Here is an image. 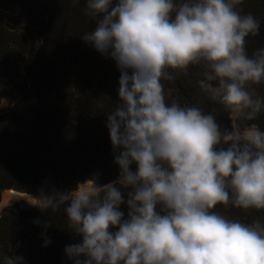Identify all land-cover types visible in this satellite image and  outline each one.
Returning <instances> with one entry per match:
<instances>
[{"label": "clouds", "instance_id": "clouds-1", "mask_svg": "<svg viewBox=\"0 0 264 264\" xmlns=\"http://www.w3.org/2000/svg\"><path fill=\"white\" fill-rule=\"evenodd\" d=\"M240 3L87 0L96 26L81 38L120 70V103L107 116L119 177L31 197L41 210L64 206L68 228L82 237L65 249L74 264H264V221L214 210H264V130L251 122L264 110L252 87L264 82V48L248 55L246 38L260 21L242 15ZM200 64L198 83L232 114L231 131L196 106L167 102L169 70ZM121 188L132 189L127 219Z\"/></svg>", "mask_w": 264, "mask_h": 264}, {"label": "trees", "instance_id": "trees-1", "mask_svg": "<svg viewBox=\"0 0 264 264\" xmlns=\"http://www.w3.org/2000/svg\"><path fill=\"white\" fill-rule=\"evenodd\" d=\"M86 4L87 0H0V79L13 83L20 63L29 77L24 98L0 119V201L10 189L52 195L53 190L69 191L86 180L99 185L118 180L115 157L120 150L113 149L107 116L120 103V70L109 55L81 38L96 26L85 14ZM237 10L260 21L259 33L246 38L251 56L264 48V0H242ZM204 70L202 64L170 69L174 78L163 81L167 102L196 106L213 114L222 132L231 131L232 114L198 83ZM252 87L264 97V82ZM251 122L264 130V110ZM131 170H136L135 164ZM121 191L125 202L119 210L127 219L132 189ZM63 207L55 213L26 201L5 207L0 214V264L9 257L15 264H74L65 249L81 243L82 237L68 228ZM214 210L245 223L264 221V210L244 211L231 204Z\"/></svg>", "mask_w": 264, "mask_h": 264}, {"label": "rangeland", "instance_id": "rangeland-1", "mask_svg": "<svg viewBox=\"0 0 264 264\" xmlns=\"http://www.w3.org/2000/svg\"><path fill=\"white\" fill-rule=\"evenodd\" d=\"M0 11H2V9H0ZM6 22L9 27L12 26L11 22L8 20H6ZM28 86L29 77L25 72L23 63L19 64L17 77L13 83L6 78L0 79V119L5 117L12 105L24 98V93L26 92Z\"/></svg>", "mask_w": 264, "mask_h": 264}, {"label": "water", "instance_id": "water-1", "mask_svg": "<svg viewBox=\"0 0 264 264\" xmlns=\"http://www.w3.org/2000/svg\"><path fill=\"white\" fill-rule=\"evenodd\" d=\"M7 191H12V192H14L16 194L22 195L21 199L17 200L16 202H18V201H26L28 203H31V197L39 198L41 196V192H43L45 195H48L45 191H40V192H36V193H29V192H18V191H14V190H11L10 189V190H5L4 192H7ZM2 197L3 196H1V201H2ZM1 201H0V203H1ZM16 202L10 203V204H7V205H4V206L0 207V214H1L2 210L5 207L10 206V205H13Z\"/></svg>", "mask_w": 264, "mask_h": 264}, {"label": "bare ground", "instance_id": "bare-ground-1", "mask_svg": "<svg viewBox=\"0 0 264 264\" xmlns=\"http://www.w3.org/2000/svg\"><path fill=\"white\" fill-rule=\"evenodd\" d=\"M22 195L16 194L12 191H7L3 193V198L2 201L0 203V207L10 204V203H14L17 200L21 199Z\"/></svg>", "mask_w": 264, "mask_h": 264}]
</instances>
